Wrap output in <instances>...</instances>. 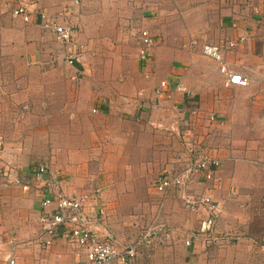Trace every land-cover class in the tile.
<instances>
[{
	"label": "crops",
	"instance_id": "1",
	"mask_svg": "<svg viewBox=\"0 0 264 264\" xmlns=\"http://www.w3.org/2000/svg\"><path fill=\"white\" fill-rule=\"evenodd\" d=\"M4 1L0 264L8 253L16 255V264H83L82 254L60 239L46 248L38 244L40 193L30 175L38 164L60 180L65 196L96 190L95 208L101 209L103 224L119 247L133 242L137 234L135 221L122 220L120 214L129 209V219L140 210L148 219L158 214L166 236L133 259L114 264H264V28L257 37L249 16L252 6L264 13V0H79L78 7L69 0H38L42 6L55 3L47 8L56 10L57 21L70 27L67 45L52 42L50 33L39 27L35 10L22 22L10 16L11 4ZM73 16L75 23L69 25ZM135 28L146 29L153 40L142 61L122 46ZM196 37L208 42L242 37L223 60H229V70L246 78V86L226 85L228 95L221 94L216 83L222 84L225 76L216 64L195 70L199 82L188 84L179 65L190 55L185 43ZM108 42L115 44L113 52H96L95 44ZM178 43L187 48L180 51ZM108 75L122 76V83H109V88ZM159 81L166 83V97L152 95ZM176 85L192 96L174 92ZM137 91L140 96L135 98ZM179 115L189 121L183 133L195 159L205 155L218 161L213 179L193 173L180 190L172 188L162 197L153 191L150 197L138 195L136 180L128 179H139L149 167L141 160L154 155L146 144H153L154 136L145 134L141 119L159 120L173 129ZM237 129L242 135L234 134ZM163 149L164 173L179 172L186 163L178 169V160H165L168 153ZM170 168L177 171L167 172ZM183 195L208 197L216 204V230L229 232L239 242L227 240L211 251L194 240L184 245L204 213L187 211ZM122 202L142 206L130 205L124 211ZM261 234L262 245H256L251 238Z\"/></svg>",
	"mask_w": 264,
	"mask_h": 264
},
{
	"label": "built area",
	"instance_id": "2",
	"mask_svg": "<svg viewBox=\"0 0 264 264\" xmlns=\"http://www.w3.org/2000/svg\"><path fill=\"white\" fill-rule=\"evenodd\" d=\"M4 3L11 4L10 16L17 17L22 22H27L29 15L35 10V14L39 18V27L43 31L50 33L61 44L67 45L71 42L70 29L62 23L63 21H57L58 14L55 17H48L39 7L32 11L31 7L35 6V2L28 0H5ZM69 3L71 6H77L79 0H69ZM242 40V37H238L234 41L229 40L222 44L203 43L198 48L199 54L216 64L218 72L225 76L223 81L225 86L244 87L247 84L245 77L229 70L223 61L224 52L231 50L236 43ZM138 41L137 59L142 61L153 40L146 30H140ZM164 88H166V83L159 81L153 88L152 95L156 98L166 97L167 95L163 92ZM173 91L187 94V90L182 86H174ZM208 120H211V117H208ZM3 142L0 135V150L3 147ZM217 166L218 161L215 158L202 155L197 160L187 162L179 172L171 174L162 172L156 176L151 185L152 191L162 197L172 188L180 190L186 187L189 177L193 173H199L204 180H211L213 179L212 172ZM30 175L40 193L35 223L38 244L43 248L49 247L54 241L60 239L82 254L83 264L124 263L133 259L142 248L150 247L155 239L167 234L166 227L156 214L136 234L133 242L119 247L103 224L101 209L95 208L96 190L91 193L81 191L65 196L60 190V180L55 178L52 173H48L44 164L36 165ZM181 201L187 211H202L204 213L198 226L183 241L184 245H188L190 241L194 240L203 247L218 246L233 239L229 232L216 230V204L211 202L208 197L183 195ZM4 262L5 264H16L15 258L9 253L5 255Z\"/></svg>",
	"mask_w": 264,
	"mask_h": 264
},
{
	"label": "rangeland",
	"instance_id": "3",
	"mask_svg": "<svg viewBox=\"0 0 264 264\" xmlns=\"http://www.w3.org/2000/svg\"><path fill=\"white\" fill-rule=\"evenodd\" d=\"M31 2H35V5L39 4L40 5V6L38 5L39 9L43 10L44 15H46L48 17H55V15H56L55 12H57V11L56 10H50L49 11V8H47V7H54L55 5H53V4H55V3L49 2V5L44 4V6H42L38 0L31 1ZM78 5H79V3L77 4V7H78ZM249 16H250V19L253 21V26H254L252 31L254 32L256 30L257 32H255V34L257 37H259V34H262V29L264 28V13H262L258 9H255V7L253 8V6H252V8L249 11ZM69 17H71V14ZM75 17L76 16H73V18H69L70 19V21L68 22L69 25H74ZM69 29H70V27H69ZM140 30H146V29L135 28L133 31V34L130 36V39L126 40L122 44V46L125 49L124 52L134 53V51H135L136 57H137V50L139 47L138 32ZM50 36L53 38V40L50 39L49 43H51V40H52V42H56L55 38L51 34H50ZM196 39L194 38V40L189 41L188 45L185 43V45L190 50V51L188 50L190 52V55L188 54L184 65H179L180 68L184 69V75H185L184 77H185L187 83L191 84V86H193L194 84H197L199 82V79H200L199 76H197V75L195 76V70H201V69L210 70L211 65L215 66L214 63L206 60L204 57H202L199 54V52H198L199 46H201L203 43H211V44H219L220 42H221V44L224 43V41L223 42L220 41L221 38L219 39V42L218 41H216V42L202 41V40L198 39L197 37H196ZM221 40H223V39H221ZM225 41H229V40H225ZM114 45L115 44L109 43V42L108 43L95 44V46L97 48L96 52H101L104 54L105 53L110 54L111 52H113V50H115ZM175 45L180 51L183 50V48H187V47H183L182 46L183 44H181V43H178ZM190 46H193V47H190ZM62 47H63L62 45H59L58 49L61 51V50H63ZM120 47H121V45H120ZM133 47H134V49H133ZM189 52H186V53H189ZM226 52H228V51H226ZM226 52H224V53H226ZM192 57H194V58H192ZM224 59H225V56H224ZM225 61L227 62L229 60H227V58H226ZM225 61H224V63H225ZM225 64L227 65V63H225ZM121 78H122V76L108 75V87L110 88V86H111L110 84L113 85V83H115V84L122 83ZM216 85H217V88L219 89V92L221 94L228 95L227 86H225L223 84V81H222V84L218 82V83H216ZM191 91H192V88H191ZM186 95L192 96L190 90L189 91L187 90ZM134 96H135V98L139 97L140 96L139 91L135 92ZM192 109H194V108H192ZM177 113H178V111H177ZM141 121L144 122L143 124L145 126H143V127H146L145 134H149L148 136H150V135L154 136L153 137L154 138L153 144H150V141H149V143H146L147 145H149V147L154 148V155L151 157L150 160H148V161H150L151 164H147L148 161L146 160V158H143V160H141V163L143 165H149V167L145 166L143 168V172H140L139 179H135L134 176H132V178H129L128 180L129 181L136 180L134 187L136 188L138 195L150 197L154 194V193H152V189H151L152 182L155 180L156 176H158L162 172L163 173L166 172L160 166V164L162 163V160H163V150H164L163 146L165 148V153H168V154H164L165 160L171 159L174 156L173 159L178 160V161H175L178 164L177 165L178 169L181 166V164L191 162L197 156L195 154H193L192 151L189 150V141L186 140V138H188V135L186 133L185 134L183 133L184 129L187 130L190 127L189 121H185V115L184 116L179 115L178 120L177 119L175 120L177 122L175 123L173 129L170 128L169 126H167V124L160 122L159 120L154 121V120H151L149 118H146L144 120L141 119ZM234 125L237 126L238 124H234ZM242 133H243V131L239 130V129L235 130V132H234V134H236L238 136L242 135ZM163 138H165L164 141H163ZM163 142H164V144H163ZM175 152L176 153L180 152L181 153L180 156L179 155L175 156L174 155ZM144 157H146V156H144ZM175 171H177V170L170 168L167 172L171 173V172H175ZM119 205H120V208H122L123 210L130 208V205L134 206L136 208L137 207L141 208V206H142V204H140V203L129 204L127 202H122ZM129 210H126V215L120 214V216H124L122 218V220H124V219L127 221L134 220L135 223H132V227L134 229V232L138 233L146 224H148V221L150 218L148 219L149 216L147 215L146 212H142L140 210V212L138 211L139 213L137 212L138 213L137 215H133L134 217H131V219H129L131 216V215L127 214V212ZM116 219H119V218H116ZM116 221H121V220H116ZM255 229H256V227H254L253 230H255ZM251 239H252V242H254L256 245H262V234L259 236H254V238H251ZM237 242H239V241L238 240H231L229 244H235ZM67 245H69V244H67ZM221 246L222 245L209 246L208 248L211 251V250H213V249L215 250L217 247H221ZM260 251L262 252L261 249H260ZM12 253L14 254L13 251H12ZM139 253L140 252H138L137 254H139ZM15 256H13V257L15 258ZM219 257H222V256H219ZM58 262L59 263H56V264H66V263L61 262V260ZM39 264H45V263H43L41 261ZM76 264H77V262H76Z\"/></svg>",
	"mask_w": 264,
	"mask_h": 264
}]
</instances>
